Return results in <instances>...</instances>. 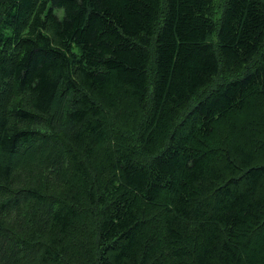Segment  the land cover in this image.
<instances>
[{"label":"trees","instance_id":"trees-1","mask_svg":"<svg viewBox=\"0 0 264 264\" xmlns=\"http://www.w3.org/2000/svg\"><path fill=\"white\" fill-rule=\"evenodd\" d=\"M0 264H264V0H0Z\"/></svg>","mask_w":264,"mask_h":264},{"label":"rangeland","instance_id":"rangeland-1","mask_svg":"<svg viewBox=\"0 0 264 264\" xmlns=\"http://www.w3.org/2000/svg\"><path fill=\"white\" fill-rule=\"evenodd\" d=\"M60 15H62V10L59 12Z\"/></svg>","mask_w":264,"mask_h":264}]
</instances>
